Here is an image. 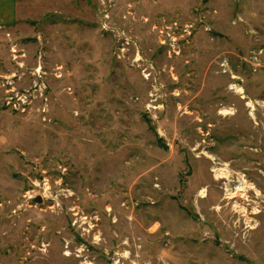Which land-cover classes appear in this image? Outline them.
<instances>
[{"label":"rangeland","instance_id":"obj_1","mask_svg":"<svg viewBox=\"0 0 264 264\" xmlns=\"http://www.w3.org/2000/svg\"><path fill=\"white\" fill-rule=\"evenodd\" d=\"M17 3L0 264H264V0Z\"/></svg>","mask_w":264,"mask_h":264},{"label":"bare ground","instance_id":"obj_2","mask_svg":"<svg viewBox=\"0 0 264 264\" xmlns=\"http://www.w3.org/2000/svg\"><path fill=\"white\" fill-rule=\"evenodd\" d=\"M232 89H234V87ZM248 106L250 108L253 107V105H251V104H249ZM253 112H254V109H253ZM220 114H222V115H233V111L225 109ZM251 116H252V118H254L253 113L251 114ZM215 174H216V179L225 180L228 183L226 185V193H227L226 199L227 200H234V199L238 198V195L240 193L242 194L245 191H247V189H248L247 183L244 179H242L240 177L238 179H235L234 176L227 169L215 170ZM108 211L112 212L111 209H108ZM241 212H244V211H241ZM128 256H129V254L127 253L125 255V259L128 258Z\"/></svg>","mask_w":264,"mask_h":264},{"label":"crops","instance_id":"obj_3","mask_svg":"<svg viewBox=\"0 0 264 264\" xmlns=\"http://www.w3.org/2000/svg\"><path fill=\"white\" fill-rule=\"evenodd\" d=\"M17 0H0V29L11 30L18 18Z\"/></svg>","mask_w":264,"mask_h":264},{"label":"water","instance_id":"obj_4","mask_svg":"<svg viewBox=\"0 0 264 264\" xmlns=\"http://www.w3.org/2000/svg\"><path fill=\"white\" fill-rule=\"evenodd\" d=\"M42 201H43L42 200V197H39V198H37V199L34 200V202L35 203H38V204L42 203Z\"/></svg>","mask_w":264,"mask_h":264}]
</instances>
